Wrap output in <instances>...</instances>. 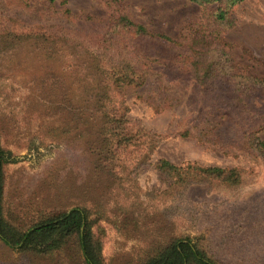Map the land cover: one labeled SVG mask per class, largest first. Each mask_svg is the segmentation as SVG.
Instances as JSON below:
<instances>
[{
    "label": "rangeland",
    "instance_id": "rangeland-1",
    "mask_svg": "<svg viewBox=\"0 0 264 264\" xmlns=\"http://www.w3.org/2000/svg\"><path fill=\"white\" fill-rule=\"evenodd\" d=\"M12 3L0 0V6ZM56 4L98 18L125 14L183 45L193 37L187 25L199 24L204 12L189 0H118L113 6L105 0H57ZM231 15L232 24L222 27L235 63L230 71L264 76V0H243L232 7ZM22 46L23 52L0 51L3 207L11 222L29 226L41 211L87 207L91 217H99L106 264H137L146 250L181 236L190 237L219 264H264L263 158L198 143L191 136H171L163 137L150 153L144 146L129 147L102 161L91 152L94 136L86 132L78 114L81 107L68 104L74 99L68 100L66 93L54 96L59 86L63 92L64 77L49 71L53 60L39 62L30 46ZM150 74L142 87L127 92L129 116L158 133L178 119L191 120L195 113L186 104L187 92L176 86L170 108L156 112L148 105L147 98L160 84L168 85ZM53 80L60 81L56 91L50 88ZM162 158L183 166L237 167L243 181L233 188L208 183L179 187L157 171L156 162ZM0 263L82 264L70 250L29 257L1 245Z\"/></svg>",
    "mask_w": 264,
    "mask_h": 264
},
{
    "label": "trees",
    "instance_id": "trees-1",
    "mask_svg": "<svg viewBox=\"0 0 264 264\" xmlns=\"http://www.w3.org/2000/svg\"><path fill=\"white\" fill-rule=\"evenodd\" d=\"M12 1L15 5L8 1L0 6V51L23 52L22 45L27 44L33 59L53 60L49 71L64 77L63 92L59 86L54 96L66 93L68 100L74 99L68 104L81 107L78 114L86 132L93 133L91 152L98 159H114L129 147L144 146L150 153L163 137L171 136H191L198 143L239 149L264 159V76L230 71L235 63L222 30L232 24V7L243 0H189L204 12L199 24L187 25L193 37L186 45L148 30L125 14L98 18L59 7L57 0ZM105 2L113 6L118 0ZM68 57L73 64L66 62ZM150 73L168 85L161 83L147 98L148 105L156 112L170 108L176 86L187 92L186 104L195 113L191 120L178 119L158 133L129 116L127 92L142 87ZM58 83L53 80L50 88L55 90ZM5 162L0 146V245L29 257L70 250L82 264H106L99 217H91L87 207L41 211L29 226L10 221L3 207ZM156 167L179 187L208 183L233 188L243 181L237 167L183 166L164 158ZM191 242L188 236L170 238L146 250L135 263L219 264Z\"/></svg>",
    "mask_w": 264,
    "mask_h": 264
}]
</instances>
